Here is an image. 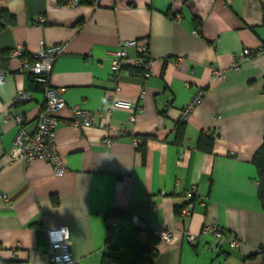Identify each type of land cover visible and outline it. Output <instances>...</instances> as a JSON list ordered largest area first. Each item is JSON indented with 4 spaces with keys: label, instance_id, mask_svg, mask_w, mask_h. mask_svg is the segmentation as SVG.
Returning <instances> with one entry per match:
<instances>
[{
    "label": "crops",
    "instance_id": "crops-1",
    "mask_svg": "<svg viewBox=\"0 0 264 264\" xmlns=\"http://www.w3.org/2000/svg\"><path fill=\"white\" fill-rule=\"evenodd\" d=\"M1 12L14 17L0 27L1 261L48 264L47 229L68 225L79 264H264L252 161L264 141V53L231 66L233 53L264 44V0H0ZM126 40L147 42V74L137 72L135 46L124 47L127 56L114 68ZM57 44L64 50L49 84L68 106L96 112L89 127L58 125L60 176L46 160L7 157L18 130L13 116L31 131L44 101L43 83L21 70L12 50L21 45L30 56ZM212 68L224 78L213 79ZM198 88L202 102L182 123L180 110ZM20 89L32 98L14 102ZM108 96L141 110L130 119ZM59 115L68 117L66 109ZM201 133L213 138L210 152L197 146ZM114 213L120 218L108 228ZM136 220L143 226L134 227ZM213 222L227 235L200 234ZM165 230L171 241L158 237ZM187 233L200 235L189 244ZM232 236L239 249L229 246Z\"/></svg>",
    "mask_w": 264,
    "mask_h": 264
},
{
    "label": "built area",
    "instance_id": "built-area-1",
    "mask_svg": "<svg viewBox=\"0 0 264 264\" xmlns=\"http://www.w3.org/2000/svg\"><path fill=\"white\" fill-rule=\"evenodd\" d=\"M68 3L76 6L80 3V0H68ZM126 46H135L137 49L138 57L136 58L135 65L143 68L147 74L151 68V60L148 56L149 47L146 41L139 42L135 40H126L123 43V47L116 52L115 69H119L122 66L127 54L125 51ZM64 47L61 44L43 47L39 50L26 56L25 48L18 45L12 50L14 57L20 59L21 70L34 76L36 79L43 83L44 89V101L43 106L37 116V120L34 129L28 131L24 124V118L21 115L13 116V120L16 123L18 130L13 139L8 158L19 159L25 162L33 159H43L50 163L53 172L56 176H60L64 173L65 168L63 160L58 152L56 146V129L58 125L63 121L67 124H71L78 127H89L93 124L96 112L94 110L81 108L77 105L68 106L62 95L61 91L54 88L49 84V75L52 67L63 52ZM264 53V44H258L254 47H244L241 51L233 53L232 64L233 68H238L240 64L246 59H252L257 55ZM212 77L215 80L224 78L225 71L223 69L212 68ZM264 76V68H263ZM5 70L0 64V83L4 82ZM115 79V78H114ZM205 95L203 88H198L193 94L189 102L180 110L179 121L186 122L191 111L201 104ZM262 95H264V86L262 88ZM32 98V94L26 90H18L14 96V102H25ZM111 107H123L129 109L132 114L130 119L134 118V113L141 110L139 104L133 103L127 100L117 99L113 96H108ZM66 109L68 117L63 120L59 112ZM104 142L107 145L112 143V138H105ZM133 146L139 148L142 143L140 136L133 138ZM164 192H161L162 195ZM187 197L191 198L195 195V186H192L187 192ZM191 203H187L180 209V214H186L190 211ZM119 214H111L106 218V225L108 228L113 227L118 219ZM134 227H142L143 224L136 220L133 222ZM202 235H211L215 238H223L227 235L225 229L217 225L216 223L206 224L200 230ZM200 234L187 233L185 240L189 244H193ZM48 249L46 252V258L48 264H79L78 260L73 256L71 251L70 231L68 225H60L54 228H49L46 231ZM158 237L161 240L171 241L174 235L171 231H159ZM229 246L233 249H239L242 245L241 240L232 236L228 242Z\"/></svg>",
    "mask_w": 264,
    "mask_h": 264
},
{
    "label": "trees",
    "instance_id": "trees-1",
    "mask_svg": "<svg viewBox=\"0 0 264 264\" xmlns=\"http://www.w3.org/2000/svg\"><path fill=\"white\" fill-rule=\"evenodd\" d=\"M59 3H64L66 0H58ZM14 22V17L7 12H1L0 13V27L4 23H13ZM6 58H2V67L4 66ZM137 72H144V69L139 68ZM34 77V76H33ZM35 78V77H34ZM183 123V122H182ZM180 123L178 124L177 129L178 131L181 132V128L183 124ZM213 145V138L211 136H207L206 134L201 133L200 136L198 137V142L197 146L199 149L202 151L210 152L212 149ZM253 163L255 164L257 168V177H258V198L260 200V203L262 207L264 208V141L261 145V147L255 152L252 158ZM0 264H19L17 261H10V262H5L0 260Z\"/></svg>",
    "mask_w": 264,
    "mask_h": 264
}]
</instances>
